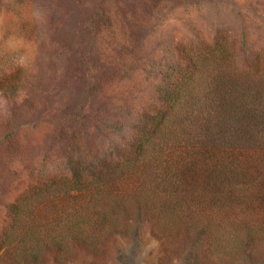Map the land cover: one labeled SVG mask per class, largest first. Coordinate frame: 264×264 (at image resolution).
I'll list each match as a JSON object with an SVG mask.
<instances>
[{
	"label": "trees",
	"instance_id": "16d2710c",
	"mask_svg": "<svg viewBox=\"0 0 264 264\" xmlns=\"http://www.w3.org/2000/svg\"><path fill=\"white\" fill-rule=\"evenodd\" d=\"M240 57L225 36L179 44L110 151L75 140L34 169L7 209L0 264L98 257L132 222L161 241L159 264H238L264 244V56Z\"/></svg>",
	"mask_w": 264,
	"mask_h": 264
},
{
	"label": "rangeland",
	"instance_id": "374dc122",
	"mask_svg": "<svg viewBox=\"0 0 264 264\" xmlns=\"http://www.w3.org/2000/svg\"><path fill=\"white\" fill-rule=\"evenodd\" d=\"M218 36L240 58L264 56V0H0V235L34 169L51 170L75 140L110 151L178 45ZM131 225L104 254L77 250L66 264H159L161 241L146 223ZM181 262L192 261L172 255ZM238 264H264V244Z\"/></svg>",
	"mask_w": 264,
	"mask_h": 264
}]
</instances>
